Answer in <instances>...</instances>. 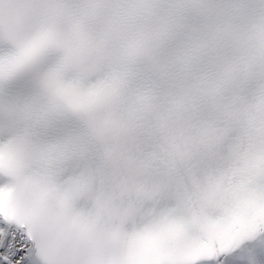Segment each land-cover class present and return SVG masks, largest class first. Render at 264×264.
<instances>
[{
	"label": "snow or ice",
	"instance_id": "obj_1",
	"mask_svg": "<svg viewBox=\"0 0 264 264\" xmlns=\"http://www.w3.org/2000/svg\"><path fill=\"white\" fill-rule=\"evenodd\" d=\"M0 264H264V0H0Z\"/></svg>",
	"mask_w": 264,
	"mask_h": 264
}]
</instances>
